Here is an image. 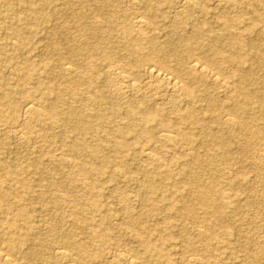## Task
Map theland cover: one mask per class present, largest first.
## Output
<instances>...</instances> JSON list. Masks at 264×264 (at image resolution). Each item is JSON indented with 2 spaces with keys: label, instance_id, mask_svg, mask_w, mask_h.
<instances>
[{
  "label": "rangeland",
  "instance_id": "obj_1",
  "mask_svg": "<svg viewBox=\"0 0 264 264\" xmlns=\"http://www.w3.org/2000/svg\"><path fill=\"white\" fill-rule=\"evenodd\" d=\"M185 1L0 0V264H264V0ZM147 64L192 98L113 96Z\"/></svg>",
  "mask_w": 264,
  "mask_h": 264
},
{
  "label": "bare ground",
  "instance_id": "obj_2",
  "mask_svg": "<svg viewBox=\"0 0 264 264\" xmlns=\"http://www.w3.org/2000/svg\"><path fill=\"white\" fill-rule=\"evenodd\" d=\"M217 1L220 4L225 5V6L226 5L235 6V5L240 4L242 2V0H217ZM131 4H135V1L131 2ZM184 4H185L184 8H186V7L194 8V6H195V2L193 0H186ZM178 11H181V10H178ZM228 16L229 15H227L226 17H228ZM134 24H135V27H137V29L138 28L140 29L141 33L143 32V31H141V29L144 28L147 25V23L144 21L143 18H136L135 21H134ZM101 30L102 29H100V31ZM139 37H140V35H139ZM183 40H185V39H183ZM135 51H136V49H135ZM122 66H124V65H122ZM138 66L141 67V65H138ZM71 68H72V66L70 67V66H68L66 64V67L63 69L65 75L69 76V75H73L74 73H76ZM119 68L116 69V66H112V67L110 66V69L107 71V77L109 78L111 83H113V82L115 83L111 87V92L113 93V96L124 95L127 92H130L131 95H137L138 93H141V92H144V91H151V92H155L157 94V96L160 97L161 91H163V92L166 91V92H170L171 95H173V97H175L177 95L185 94L189 98H192V93H191V89L192 88L188 87L187 84H185L183 75L176 76L172 72H168V71L163 70L161 68H158V67H156L155 65H152V64H147L144 67V75H145L144 80L142 79L141 82H137L134 79H132V77L130 76V73L127 70H124V69L122 70V68L121 69H119ZM184 75L188 76L189 78L193 77L195 79H198L199 80V84L202 83V85L205 86V87L209 84L210 86L212 85V86H215L217 88H223L224 85H225L224 84L225 80H223L218 74H216L214 72V70L210 69L209 66L207 67L205 64L201 63L197 59H194L193 57H191L189 59V63H188V66H187V68L185 70V74ZM195 88H196V86H195ZM133 107H134L133 105L132 106H128V108L126 109V112L128 113L129 117L133 116V114H132L133 113V111H132ZM36 109H35V106L33 104H31V103H25L24 104V111H23L24 122H23V124L20 126V128L18 130L15 131V129H14L12 137H14L15 139H18V141L19 140L20 141H24L25 139H27L28 132H30V126H31L30 125V123H31L30 121H31L32 117L35 115ZM224 124L226 126H229V127L239 126L238 122L230 115L225 116ZM167 133L168 132L166 130V131L162 132L160 134V136L161 137H167L168 139L174 138L173 135L169 136V135H167ZM260 153L257 154V155H259L257 159L252 160L253 161L252 165L259 164V166L262 167V172H263V175H264V162H263L264 158L261 157L262 154H260ZM150 154L152 155V153H150ZM155 159H157V157ZM56 255L58 257H60V258L65 259V260L68 259L67 258V253L63 249H60V248L57 249ZM112 258H116L119 262H126L128 264H139V261L137 262V260L129 258L124 253L123 254L120 253L117 256L115 255V257L112 256ZM0 259L6 261V259H8V258H5V256H3L0 253ZM117 260H115V261H117ZM189 263L201 264L196 259H191ZM65 264H71V262L69 260H67V262Z\"/></svg>",
  "mask_w": 264,
  "mask_h": 264
}]
</instances>
